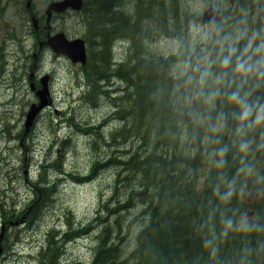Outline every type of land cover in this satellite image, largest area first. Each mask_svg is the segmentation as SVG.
I'll return each mask as SVG.
<instances>
[{
  "label": "trees",
  "instance_id": "16d2710c",
  "mask_svg": "<svg viewBox=\"0 0 264 264\" xmlns=\"http://www.w3.org/2000/svg\"><path fill=\"white\" fill-rule=\"evenodd\" d=\"M121 1L84 0L82 23L92 40L86 73L94 82V93L103 89L98 82L109 84L116 76L123 79V87H129L124 91L125 97L119 100V116L128 115L129 124L113 137L123 139L130 150L126 159L122 158L118 164L135 177V189L124 193L126 201L119 204L114 213L137 209L142 212L141 216H146V221L136 231L133 244L127 248L125 232L130 231L129 228L125 229L127 225H121L118 220L102 219L101 215L108 212L107 204L104 205L102 213L93 220L100 226L95 253L89 262L76 264H264V229L225 231L221 223L222 216L238 217L247 213L264 225V183L248 180L245 193L237 192L227 202L220 201L215 191L221 172L229 178L236 174L241 154L238 137L233 132L235 124L229 119L220 134L222 143L230 146L226 166L221 170L210 163L208 153L216 145L210 139L214 134L207 129V118L214 119L219 110L230 112L231 105L221 97L216 110L202 108L205 120L194 123L182 103L187 88L182 76L183 62L192 49L183 46L177 58L142 50L138 21L128 24L120 9ZM163 1L159 0L158 4L160 18L164 19L169 12ZM151 10V6L147 8L148 15ZM171 15L168 22H161V30L181 38L190 12L181 9L177 3ZM237 17L247 24L248 31L255 27L257 33L264 32V0H244L231 6L216 23H222L226 33L236 35L240 30V23L234 21ZM128 38L134 41L133 51L126 62L122 61L113 68L114 44L126 43L124 41ZM236 43L242 50L247 38ZM193 48L197 52L206 50L215 57L220 46L213 41H204L202 47ZM173 69H178L176 76L172 74ZM214 70H219V66L215 65ZM246 87L253 95L264 98V77L251 78ZM114 100L117 104L118 99ZM249 137L253 143L247 158L264 173V129L251 130ZM48 166L60 170L57 162L42 165L45 171L39 174V182L44 180L47 183ZM43 188L37 189L39 193L35 195L33 207L36 210L49 200L54 190L53 183ZM88 229L81 230L79 235L87 233ZM50 236L52 245L54 235ZM62 237L66 240L73 238L70 233ZM49 249L51 264H56L54 249Z\"/></svg>",
  "mask_w": 264,
  "mask_h": 264
},
{
  "label": "rangeland",
  "instance_id": "374dc122",
  "mask_svg": "<svg viewBox=\"0 0 264 264\" xmlns=\"http://www.w3.org/2000/svg\"><path fill=\"white\" fill-rule=\"evenodd\" d=\"M54 1L59 0L32 2L38 20L46 18L45 11ZM158 1L122 0L120 9L129 25L138 21L140 48L162 57L177 58L183 46L202 47L200 33L210 30L213 24L199 23L198 17L211 5L223 12L231 7L226 0H164L169 15L165 14L163 19ZM177 3L190 12L181 38L161 30V22H168ZM18 5L16 15L1 13L0 8V264H51L49 247L54 249L56 264L89 262L100 230L93 220L106 204L108 212L101 218L127 225L125 229L130 231L125 232V243L129 248L146 216H141L137 209L114 213L119 204L125 203L124 193L135 189V177L120 168L118 163L126 159L130 150L123 139L113 136L129 124L130 117L104 123L107 116L116 117L114 99L124 95L117 90L122 85L116 87V77L112 78L108 96L95 93L92 104V89L88 79L80 77L79 67L51 54H42L34 61L38 45L31 17L25 3L20 1ZM150 6L152 16L147 14ZM80 18L81 15L67 14L65 29L88 40L87 34L82 33L86 30L78 27ZM234 21L240 23V30L247 28L239 17ZM254 28L246 29L249 35L257 33ZM257 34L258 39L264 38V32ZM127 40L123 49L113 52L115 63L126 62L132 53L134 41ZM36 74L40 86L45 75L51 76L48 84L53 104L27 129L28 111L37 102L30 88L31 76L34 83ZM55 162L60 170H50L46 177L54 190L36 210L33 205L37 189L48 186L44 180L38 181L39 173L45 171L41 166ZM86 228L89 231L79 235ZM69 233L72 239L62 237ZM50 235H54L52 245Z\"/></svg>",
  "mask_w": 264,
  "mask_h": 264
},
{
  "label": "clouds",
  "instance_id": "9594fccd",
  "mask_svg": "<svg viewBox=\"0 0 264 264\" xmlns=\"http://www.w3.org/2000/svg\"><path fill=\"white\" fill-rule=\"evenodd\" d=\"M257 37V33L249 35L246 29L239 30L236 35L226 33L223 24L214 21L210 30L200 33V39L218 44V54L212 57L192 48L183 62L182 76L187 88L182 95V103L188 108L194 123L205 120L202 108L216 110L221 97L231 105L230 112L219 110L214 119L211 116L207 118V129L214 134L210 139L216 145L209 151L208 158L215 168L222 170L227 163L230 146L222 143L220 134L229 119L234 122L233 132L238 137L240 166L231 178L221 172L220 183L215 189L222 202L230 201L237 192L245 193L248 180L264 183V173L247 158L253 143L249 132L257 128L264 129V98L253 95L251 89L246 87L251 78L264 77V38ZM243 38H247V44L241 50L236 42ZM215 65L219 66V70H214ZM221 223L225 231L235 229L252 232L264 229V225L250 218L247 213H241L238 217L222 216Z\"/></svg>",
  "mask_w": 264,
  "mask_h": 264
},
{
  "label": "water",
  "instance_id": "95a60500",
  "mask_svg": "<svg viewBox=\"0 0 264 264\" xmlns=\"http://www.w3.org/2000/svg\"><path fill=\"white\" fill-rule=\"evenodd\" d=\"M212 1V0H208ZM231 5H235L243 0H227ZM56 9L60 12L66 11L67 9H73L75 11H79L83 7V0H63L61 2H57L54 4ZM222 10L214 8V6H210L208 10H206L199 18L198 21L204 24H212L216 21L221 15ZM34 26L37 27V20L33 17ZM48 45L51 49L57 53L62 55H68L74 63L81 61L82 63L85 61L86 51L84 47V42L82 40H69L65 34L59 33L49 38L47 41ZM48 77L43 79L44 86L46 85ZM40 97L39 105H32L31 109L27 115L26 127H29L33 124L36 115L44 109L47 105H49L48 99V89L44 87L43 90L38 93Z\"/></svg>",
  "mask_w": 264,
  "mask_h": 264
},
{
  "label": "flooded vegetation",
  "instance_id": "af4514ba",
  "mask_svg": "<svg viewBox=\"0 0 264 264\" xmlns=\"http://www.w3.org/2000/svg\"><path fill=\"white\" fill-rule=\"evenodd\" d=\"M20 1L23 4L25 3V9L30 15H31V13L37 12L32 5V2L34 0H31V5H29V7H28V1L29 0H0L1 13L2 12L4 14L11 13V14L16 15L17 9L19 6L18 4ZM50 7H51V5H49L47 10L45 11L46 18H45V16L41 17V19H43V20L42 21L39 20V25L37 26V28L35 30L36 32L34 34L38 38V42L44 41L41 39V37L42 38L45 37V39H47L49 36H52L54 34L61 32L62 30H65V24H66L65 17L68 13H70V11L64 12V13L63 12L59 13L58 11H56L55 9H53L52 7L50 8ZM38 15H39V11H38ZM0 26H2L1 20H0ZM70 38H73V37L70 36ZM86 45H87V43H86ZM48 50L49 49L44 45L40 52L45 53V51H48ZM61 58H62V60L66 61V59L64 57H60V59ZM74 67H79L83 72L85 71V69L83 68V67H85V65L77 64V66H74ZM83 72H82V74H83ZM37 75L38 74H36L34 77L35 82H34L33 89H31L34 96H36L37 92L42 87V85L40 86V84L36 80ZM50 79H51V76H50ZM50 79H49V81H50ZM89 87H88V89H89ZM49 90H50V88H49ZM50 97H51V90H50ZM50 99H51V102L53 103L52 98H50ZM52 103H51V105H52ZM49 108L50 107H48V109Z\"/></svg>",
  "mask_w": 264,
  "mask_h": 264
},
{
  "label": "bare ground",
  "instance_id": "6f19581e",
  "mask_svg": "<svg viewBox=\"0 0 264 264\" xmlns=\"http://www.w3.org/2000/svg\"><path fill=\"white\" fill-rule=\"evenodd\" d=\"M171 71H172V74H174L173 76H176V75H175L176 73L174 72V69L171 70ZM177 76H178V75H177ZM122 80H123V79H121L120 77L116 76V78H115L114 81H115V85H116V84H121V85H122L121 88H119V89L117 88V90L124 92V91H126V87H127V85H126L125 87H123L124 84H123ZM116 87H118V85H116ZM122 97H125V95H123V96H122V95H119L118 98H115V99H118V103H117V104H115V103L113 102L114 105H115V115H116V117H115V116H111V115L107 116V117L105 118L106 120L104 119V120H105V121H104L105 124H106L108 121H110V119H115V118H117V119L119 120V117H120V116H119V112H120V110H121V109H120V106H121V105L119 104V102H120L119 100H120V98H122ZM123 102H124V101H123ZM110 116H111V117H110ZM42 168L45 169V167H42ZM46 169H47V173H48V171H50V170H56V169L50 168V166H48V168H46ZM56 171H58V170H56ZM40 173H41V172H40ZM40 173H39V174H40ZM46 175H47V174H46ZM38 178H39V177H38ZM47 184H49V183L47 182ZM49 187H50V186H49ZM43 189H44V188H43Z\"/></svg>",
  "mask_w": 264,
  "mask_h": 264
}]
</instances>
